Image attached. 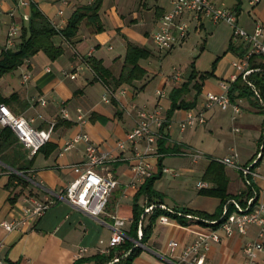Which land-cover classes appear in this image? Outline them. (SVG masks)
<instances>
[{"label": "crops", "instance_id": "crops-1", "mask_svg": "<svg viewBox=\"0 0 264 264\" xmlns=\"http://www.w3.org/2000/svg\"><path fill=\"white\" fill-rule=\"evenodd\" d=\"M12 2L0 0V5L5 9ZM83 3L88 2L70 0L69 5L65 7L66 18ZM218 4L224 5L225 1L219 0ZM170 5V0H102L98 10L102 24L100 30H94L84 19L69 41L59 34L53 37L54 43L62 47L59 55L50 58L44 51L39 50L18 66L20 73L24 70L29 72L28 79L22 80L20 74L16 81L10 76H5L8 72L0 76V96L9 97L5 104L14 113L32 118L31 124L39 128H45L49 120L56 118V125L47 141L48 145L52 144L53 147L47 152L41 150L36 153L29 168L15 171L12 166L0 160V221L21 215L24 205L30 203V197L41 198L45 193L57 189L77 176L79 171L77 168L85 161L84 144L79 142L63 154H59L66 137L85 130L99 148L111 150L117 156L116 159L107 162L104 168L96 167L99 171L105 169L112 172L117 178L105 212L94 215L67 199H56L40 215H29L22 227L5 229L0 223V264H10V261H15L16 264H70L78 255L100 251L113 230L112 218L109 216L111 211L125 217L122 225L125 233L130 229L133 194L143 179L131 183L135 179L131 168L134 163V148L129 145L123 150L116 149V140L124 138L126 131L135 124L136 109L140 106L146 108L159 106L166 118L171 104L172 89L188 80L192 70L196 75L189 82L188 90L180 95V99L192 100L196 96L195 104L189 108H175L167 124L161 129L166 134V144L174 143L178 149L163 155L161 172L159 177L153 180V186L162 192L164 206L188 205L207 211L215 209L219 197L199 192V182L212 183L202 177L208 163L204 155L221 157L212 151L219 144V139L215 138L214 134L215 131L219 135L222 134L218 131H222L228 122L231 124L232 113L231 115L219 113L227 108L209 109L206 111L204 124L182 131L178 128V122L188 109L200 107L207 91H219V82L228 79L232 74L234 71L232 61L239 60L245 55L247 43L242 39L233 38L231 27L225 21L214 23L205 17L196 19L186 15L189 29L184 39L167 50L159 49L154 44L153 32L157 29L159 17L170 8ZM38 6L50 19L59 18L56 14L59 6L57 2L45 0L39 2ZM224 6L237 12L238 23L247 31H252L258 22L264 25V0L255 4H251L249 0H232L230 4ZM6 21L7 16L3 17L0 24V42L5 32ZM191 33H195L197 37L195 41L199 46L197 51L190 53L184 69V43ZM127 42L149 49V54L139 59L145 73L140 78L123 82L116 87L111 84V90L95 77L86 57L99 59L108 69L110 76L116 77L122 68ZM203 52H208L209 67H200L199 61ZM81 55L85 58L82 59ZM215 58L217 60L213 73L201 78L200 73L212 70ZM176 72L179 76L175 75ZM194 82L200 85L199 93ZM103 89L110 92L109 102L101 100V97H95L97 91L101 96L105 94ZM121 89L124 91L121 92ZM157 90L161 92L158 93ZM40 97L46 99L45 104L40 102ZM60 105L68 109L69 118L59 116ZM77 108L85 115L83 123L76 121ZM256 110L259 111L257 107ZM259 128L263 134L262 126L259 125ZM260 141L261 139H258L257 144ZM186 151H198L203 157L196 160L191 158L185 166L184 160L166 162V155L184 157L187 155L184 153ZM259 151L260 148L246 158L239 159L240 163L250 164ZM261 152L254 167L260 174L264 173V165L261 162L264 149ZM158 154L159 151L146 157L153 165V172L157 171ZM224 169L228 176L227 190L235 192V189L238 191L243 188L238 178L230 176L226 168ZM11 171H19L17 173L25 177L27 182L23 185L15 177L8 184ZM190 178H193L192 185L188 184ZM254 182L261 185L264 181L262 177L256 176ZM13 194L15 198L10 200L9 196ZM199 194L207 195L209 201L206 202V197H203L190 204V199L198 198ZM138 200L143 203V196ZM149 213L150 211L142 213L137 231L140 227L142 233V226L149 221ZM212 219L215 218H204L205 222L190 220L187 223H180L170 215L168 221H162L156 216L144 240H140L139 235L129 236L141 246L131 264H173L183 246L191 241L198 231H209L214 226L211 224ZM256 229L255 223H249L245 233L235 230L231 235L223 234L218 240L210 241L206 250L207 260L212 264H243L242 245L247 239L255 237ZM172 239L176 240L175 245L170 243ZM80 246H85L86 249L79 252ZM257 258L264 264V249L258 252ZM83 264H93V261L86 260Z\"/></svg>", "mask_w": 264, "mask_h": 264}, {"label": "built area", "instance_id": "built-area-1", "mask_svg": "<svg viewBox=\"0 0 264 264\" xmlns=\"http://www.w3.org/2000/svg\"><path fill=\"white\" fill-rule=\"evenodd\" d=\"M40 1L45 0H14L5 9L0 5V24L3 22L2 15L7 16L5 32L0 42V50L2 48H13L19 43L21 25L29 18V6L31 3L38 5ZM51 1L59 4L56 10L59 18L56 20L51 19V21L55 26L61 27L67 21L65 7L69 5L70 0ZM91 1L87 0L88 3ZM258 1L260 0H249L251 4ZM170 4V8L159 17L157 29L153 32L154 44L159 49L167 50L184 39L189 29V21L186 15L196 19L205 17L214 23L225 21L231 27L232 37L242 39L247 43L245 55L239 60L232 61L234 67L232 74L228 79L219 82V91H207L198 109H188L185 116L178 122L179 130L182 131L188 127L204 124L206 111L215 107L220 109L231 107L232 119L236 118L240 112V106L237 101L231 100L228 94V86L230 81L235 79L238 74L245 78L254 69L248 65L250 55L264 56V25L258 22L252 31H247L238 23L237 12L234 9L216 4L212 0H170ZM81 58L83 59L84 56L81 55ZM20 74L22 80H26L30 76L27 70L22 71ZM175 75L179 76V73L176 72ZM120 91L123 92L124 89ZM157 92L160 93L161 90H157ZM101 98L105 102L110 101V95L103 94ZM39 100L42 104L46 103L44 97H40ZM262 105L264 107V103ZM59 116L61 118L70 117L68 109L63 105L59 106ZM165 120L166 118L159 106L152 108L140 106L136 109L135 124L126 131L124 138L116 140V149L123 150L129 145L134 148V163L131 168L135 179L131 181L132 184L144 179L153 172V165L146 157L157 154L158 140L162 135L161 128ZM31 121L32 118L14 113L7 104L0 101V125L9 126L12 129L17 140L26 148L29 157L50 139L56 125V118L49 120L45 128L35 127L31 124ZM76 121L78 123L85 121V115L80 108H77ZM233 129L238 130V126H234ZM262 130V137L264 138V123L262 124ZM79 142L84 144L85 161L80 168H77L79 170L77 176L60 185L57 189L45 193L41 198L30 197V203L24 205L21 215L0 221L5 229L22 227L29 215H40L56 199H67L94 215L105 212L110 192L117 184V178L112 172L105 169L99 171L96 167L101 166L104 168L107 162L116 159L117 156L111 150L99 148L85 130H80L66 137L59 154H63ZM259 146L260 151L248 165L240 163L238 153L234 150L230 151L229 154L215 158L222 164L238 170L245 177V186H250L251 194L246 196L245 204H242L236 198H231L234 207L229 211H227V204L224 203L219 217L224 216L220 222L209 231H198L193 239L183 246L180 254L173 260V264H212L206 258V250L210 241L218 240L223 234L231 235L235 230L245 233L249 223H255L257 229L255 237L247 239L242 245L243 264H261L257 254L264 249V182L261 185H256L254 177L260 176L264 181V173L260 174L254 167L257 165L258 158L262 154L261 151L264 149L263 140L260 141ZM184 153L191 156L193 160L200 157V153L197 151H186ZM201 185H207V182L200 181L199 186ZM153 204H146L144 212L150 211ZM158 204L164 206L162 202ZM109 216L112 218L113 230L101 251H106L109 247L119 244L126 236L122 227L125 217L114 211L109 212ZM158 217L162 221H168L166 213H160ZM216 219H212V221ZM137 233L139 236L141 235L140 227ZM170 243L175 245L176 240L172 239ZM85 249V246H80L78 251L82 252ZM117 258L118 255H115L110 261Z\"/></svg>", "mask_w": 264, "mask_h": 264}, {"label": "trees", "instance_id": "trees-1", "mask_svg": "<svg viewBox=\"0 0 264 264\" xmlns=\"http://www.w3.org/2000/svg\"><path fill=\"white\" fill-rule=\"evenodd\" d=\"M101 1L102 0H92L89 3L78 5L68 16L66 23L61 27L55 26L51 19L36 3H31L29 6V18L21 25L19 43L13 48H2L0 50V76L18 67L25 59L39 50L44 51L50 58L59 55L62 52V47L54 43L53 37L59 34L63 39L69 41L71 37L76 34L80 22L84 19L92 25L94 30H100L102 24L99 20L98 10ZM149 52V49L144 46L127 42L122 68L116 77L110 76L108 69L101 64L99 59L87 56L86 61L94 71L96 78H99L109 87L111 84L113 87H116L123 82H131L135 78H140L145 73V69L140 65L139 59L147 56ZM257 57H259L260 60H256ZM216 60L217 58L212 62V70L199 74L201 78L213 73L212 71ZM248 65L250 68L254 69H252L245 78H243L241 74H238L235 79L231 80L228 86V94L232 101L240 97L249 98L251 103L258 108L259 112L264 113V107L262 105V103H264V56L258 54L250 55L248 58ZM195 75L196 72L192 70L188 76V80L184 81L179 87L172 89L170 93L171 104L167 110L166 120L162 128L167 124V120L175 108H189L195 104L196 96H194L192 100L180 99V95L188 90V84ZM193 84L197 89V93H199L200 85L196 82ZM110 89L112 90L111 87ZM8 99L9 97L0 96L1 102L5 103ZM111 100H113L112 97ZM259 139L264 141L262 135ZM52 147V144L48 145V142H45L28 157L27 151L17 140L12 129L9 126H2L0 128V160L9 164L15 170H26L30 167L36 153L41 150L47 152ZM177 149L178 147L174 143L171 145L166 144V134L162 132L158 140L159 154L157 157V171L144 177L133 194L130 229L126 232L124 240L117 245L109 247L106 251L100 250L88 255H78L70 264H83L86 260H92L93 264H131L133 257L140 250L141 246L135 243L129 236L138 237L137 226L144 212V204L154 203L148 216L149 221L142 226V233L139 237L140 240L145 239L150 230L151 222L160 213H166L176 218L180 223H187L190 220L205 222L204 218H217L215 221H211V224L215 226L224 216L222 215L219 217L222 213L224 203L227 204V211L234 207L231 198H236L239 202L245 204L246 196L251 194L250 186L247 185L235 192L228 191V176L225 172L224 164L212 156H208V163L203 171L202 177L212 183L199 186L198 191L219 197L215 209L213 211H207L188 205L172 207L159 205V202H164L163 194L154 188L153 180L160 175L163 155L175 152ZM15 177L19 180L18 182H21L23 185L27 182V179L21 174L11 171L8 184L12 182ZM140 196L144 198L143 203H140L138 200ZM9 197L10 200H14L15 194ZM188 213H190V215H188ZM114 255H118V258L110 261ZM10 264H16V262L10 261Z\"/></svg>", "mask_w": 264, "mask_h": 264}, {"label": "rangeland", "instance_id": "rangeland-1", "mask_svg": "<svg viewBox=\"0 0 264 264\" xmlns=\"http://www.w3.org/2000/svg\"><path fill=\"white\" fill-rule=\"evenodd\" d=\"M10 1L14 2V0H10ZM213 1H218L216 2V4L219 3V0H213ZM224 1H225L224 5H228L230 4L232 0H224ZM5 16L6 15L3 14L2 18ZM196 39L197 37L195 36V33H191L190 37L184 43V69L186 67L185 61H187V59H189V57L191 56L190 53H193L194 51L198 50L199 45L195 41ZM208 56H209L208 52L202 53L200 61H199L200 67H209ZM257 58H258L257 60H259V57ZM5 76H10L14 80L18 81L19 76H20V67L14 68L13 70L9 71ZM104 91L106 95H110V92L108 91V89H105ZM95 97H99V98L101 97V94L99 91L96 92ZM234 101H237L239 103L240 112L239 114H237L236 118L231 120V124L230 122H228V124H225V126H223L222 131H218V132H222V134L219 135L217 131H215L214 136L215 138L217 137L219 139V144L212 151L217 156H223L225 154H229L230 151L234 150L238 153V158L242 160L246 158L251 152L260 148L259 144H257V140L262 135V131L259 128V125L262 126V124L264 123V119H263V113L256 110V106L251 103L249 98L240 97V98H236ZM219 113L222 115H231L232 109L231 107H228L224 111H219ZM234 126H238V130H234L233 129ZM204 156H205V159L206 158L208 159L207 154H205ZM166 157H167L166 159L167 163L184 160V166L187 165L188 162L191 160V156L189 155H186V156L184 155V157L175 156V155H166ZM200 157H203L202 153H200ZM212 157L216 158V156H212ZM261 162L264 165V152L261 158ZM224 168H226L227 173L230 176L234 175L235 177H237L239 180V183L243 184L242 187H245L246 185L245 177H243V175H241L240 172H238L236 169H233L232 167H229L227 165H224ZM193 178L192 179L190 178V183H188L189 185H192ZM236 190L237 189H235V191ZM203 197H206L205 198L206 202L209 201V199L207 198L208 197L207 195L199 194L198 198H191L189 202L190 204H193L194 202L199 200V198H203Z\"/></svg>", "mask_w": 264, "mask_h": 264}]
</instances>
